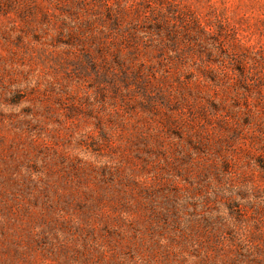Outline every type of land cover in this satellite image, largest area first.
Returning <instances> with one entry per match:
<instances>
[{"label": "rangeland", "instance_id": "374dc122", "mask_svg": "<svg viewBox=\"0 0 264 264\" xmlns=\"http://www.w3.org/2000/svg\"><path fill=\"white\" fill-rule=\"evenodd\" d=\"M0 264H264V0H0Z\"/></svg>", "mask_w": 264, "mask_h": 264}]
</instances>
